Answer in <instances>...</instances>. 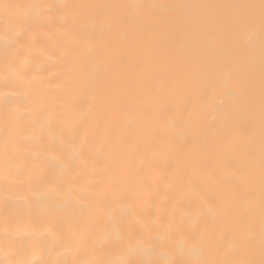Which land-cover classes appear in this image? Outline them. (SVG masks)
Listing matches in <instances>:
<instances>
[{
	"label": "bare ground",
	"instance_id": "1",
	"mask_svg": "<svg viewBox=\"0 0 264 264\" xmlns=\"http://www.w3.org/2000/svg\"><path fill=\"white\" fill-rule=\"evenodd\" d=\"M261 260V0H0V264Z\"/></svg>",
	"mask_w": 264,
	"mask_h": 264
},
{
	"label": "snow or ice",
	"instance_id": "2",
	"mask_svg": "<svg viewBox=\"0 0 264 264\" xmlns=\"http://www.w3.org/2000/svg\"><path fill=\"white\" fill-rule=\"evenodd\" d=\"M261 5L264 6V0H261ZM260 264H264V260H261Z\"/></svg>",
	"mask_w": 264,
	"mask_h": 264
}]
</instances>
